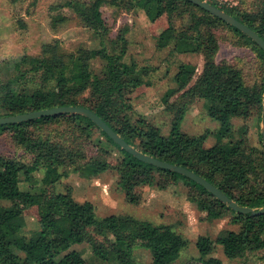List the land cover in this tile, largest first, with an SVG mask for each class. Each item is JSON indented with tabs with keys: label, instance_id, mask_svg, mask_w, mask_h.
Wrapping results in <instances>:
<instances>
[{
	"label": "trees",
	"instance_id": "1",
	"mask_svg": "<svg viewBox=\"0 0 264 264\" xmlns=\"http://www.w3.org/2000/svg\"><path fill=\"white\" fill-rule=\"evenodd\" d=\"M117 1L109 2L116 5ZM206 1L232 15L264 39V0H254L256 8L253 11L219 5L214 0ZM106 3L107 0H70L64 6L77 15L94 37L102 40L108 33L101 14V7ZM122 8L126 12L140 9L150 23L165 15L168 24L157 36L156 46L170 47L173 56L197 55L202 58V70L198 75L195 64L179 63L170 85L160 97L161 103L172 115L167 135L161 134L157 127L142 118L133 122L127 120L132 107L121 100L120 92L141 83L149 71L123 60L126 52L123 32L111 42V52L103 44L98 52L105 61V70L102 77L95 78L92 83L91 93L96 98L95 102H79L81 90L78 85L61 76L55 81L56 93L51 100L35 89L22 87L21 80L28 74V71L22 70V65L28 64L30 68L27 70L36 71L42 68L43 59L22 56L0 62V72L5 70L8 75L0 82V117L56 106L87 107L139 151L190 169L238 205L252 209L264 207V146L262 144L259 151L247 145L244 137L246 125L240 127L235 138L232 125V119L247 120L252 115H259L262 110L264 52L243 33L187 0H124ZM183 17L186 18L185 24L177 28L174 20ZM63 20L64 17L59 16L53 24ZM220 25L231 31L234 46L248 49L259 60L261 71L258 81L247 85L238 67L226 61H215L218 43L211 30ZM58 56L64 55L58 53ZM35 62L38 66L34 67ZM178 94V100L170 102ZM196 100H203L206 114L219 123L212 134L215 142L210 146L205 145L206 133L193 137L180 133V124ZM61 119L70 123L76 143L80 136H84L85 141L89 140L90 130L96 128L90 120L77 114L0 126V135L10 136L14 145L31 157L30 164H25L0 154V200L9 202L7 206H0V264H80L77 260L65 258L63 253L70 246L81 243H88L96 258L109 263L138 264L133 256L135 247L150 250L152 264L176 262L186 242L171 225H154L123 213L97 218L90 202H72L70 188L66 187L64 193L54 191V184L66 176V169L72 168L88 175L94 165L116 173L119 190L133 183H152L155 176L159 183L166 181L170 175L180 177L188 184V202L199 206L209 202L217 207L215 216L218 217L231 214L229 223L236 230H228L217 238L225 258L233 260L245 253L264 251V214L252 216L231 211L189 179L133 158L98 128L99 135L119 152L114 165L98 157L88 158L85 152L80 153L85 145L77 143L78 150L72 152L62 142L38 132L42 126L58 123ZM64 142L69 143L68 139ZM39 170H43L41 183L44 190L39 193L20 191V174H32ZM33 206L40 208V236L36 242L29 243L22 235L25 228L23 211ZM207 255L201 251L199 259L190 264H211L205 259Z\"/></svg>",
	"mask_w": 264,
	"mask_h": 264
},
{
	"label": "rangeland",
	"instance_id": "2",
	"mask_svg": "<svg viewBox=\"0 0 264 264\" xmlns=\"http://www.w3.org/2000/svg\"><path fill=\"white\" fill-rule=\"evenodd\" d=\"M68 1L70 0H0V62L19 59L22 56L43 59L42 68L36 71L27 70L30 68L28 64L22 65V70L28 71L26 77L21 80L22 87L35 89L51 100L56 93L54 84L58 77H64L70 82L77 77V80L80 79L78 87L81 90L78 101L95 102L96 98L91 93L92 83L95 78L102 77L105 70V61L99 57L98 52L102 44L111 52V42L123 32L126 40L123 60L150 69L149 75L144 79L148 85L123 93V97L132 107L127 114V120L133 122L142 118L157 127L161 134L167 135L172 115L161 103L160 97L170 85L179 63L195 64L198 75L203 64L201 56H173L170 54V47L157 48L155 40L167 27L168 18L163 15L157 19V23H150L138 8L126 12L122 8L124 0H118L116 5L107 0L108 3L101 7L108 33L99 40L94 37L92 31L84 27L69 7L64 6ZM214 1L219 5H232L239 10L253 11L256 8L254 0ZM59 16L64 17V20L53 24V20ZM185 19L183 17L174 20L176 27H182ZM211 32L218 43L215 61H226L238 67L247 85L258 81L261 71L259 60L248 49L234 46L233 35L225 26L220 25ZM58 53L64 56L60 57ZM35 66H38V63L35 62ZM74 71L76 73L72 77L71 73ZM6 74L5 70L0 72V82L7 78ZM194 79L195 77L189 86ZM178 96L179 94L174 96L170 102L177 101ZM203 104V100H196L191 104L180 124V133L185 137L206 133L208 136L205 145L208 146L215 142L212 134L217 130L219 123L206 114ZM260 120L261 112L247 120L232 119L234 137L237 138L240 127L246 125L244 137L247 145L261 151ZM38 132L43 136L49 135L52 140L62 142L72 152L78 150L76 145L79 143L85 145L80 153L85 152L88 158L98 157L109 165L117 162L119 152L99 135L96 128L90 130L89 140L85 141L84 136H80L77 143L73 140L71 126L66 119L42 126ZM9 137L5 134L0 135V154L30 164V155L16 147ZM64 139H68L69 143L66 144ZM65 171L66 176L54 184V191L64 193L66 187L70 188L72 202L78 204L90 202L97 218L123 213L154 225H171L186 242L174 264L195 262L199 259L201 251L208 254L205 259L211 264H264V251L245 253L243 257L233 260L225 258L217 238L228 230H236V227L229 223L231 214L218 217L215 216L217 207L211 203L200 208L199 205L188 202L186 199L188 184L180 177L170 175L166 181L159 183L155 176L152 183L143 185L133 183L126 189L119 190L116 187L118 179L116 173L103 170L100 165H94L88 175L72 168ZM42 176L43 170L32 174L21 173L19 190L42 192L44 190ZM7 205L8 201L0 200V206ZM23 216L25 228L22 235L27 242H36L40 236V208L29 207L23 211ZM63 255L69 260L79 261L80 264H118L96 258L88 243L72 245ZM133 256L138 264H152L150 250L135 247Z\"/></svg>",
	"mask_w": 264,
	"mask_h": 264
},
{
	"label": "water",
	"instance_id": "3",
	"mask_svg": "<svg viewBox=\"0 0 264 264\" xmlns=\"http://www.w3.org/2000/svg\"><path fill=\"white\" fill-rule=\"evenodd\" d=\"M187 1L205 10L212 16L216 17L217 19L223 21L227 25L243 33L264 52V39L260 37L258 33H256L253 29L243 24L241 21L237 20L232 15L212 5L206 0H187ZM263 101H264V97H263ZM68 114H77L87 118L95 125L96 128L102 131L115 145H117L120 149L124 150L126 153L131 155L133 158L137 159L140 162L146 163L150 166L161 168L189 179L190 181L201 186L205 191L211 194L221 204L228 207L231 211L240 214H250L252 216H258L264 214V207L260 209H252L246 206L238 205L234 200L229 198L220 189H218L216 186H214L213 184H211L210 182H208L206 179L199 176L195 172L191 171L190 169L181 165H176L163 160H159L155 157L147 155L139 151L138 149L134 148L132 145L128 144L118 133H116L108 124H106L93 110L87 107L79 106V105L56 106L52 108L40 109L26 113L2 116L0 117V126L31 121L42 117L68 115ZM260 121H261L260 136H261V142L264 146V104L261 110Z\"/></svg>",
	"mask_w": 264,
	"mask_h": 264
},
{
	"label": "crops",
	"instance_id": "4",
	"mask_svg": "<svg viewBox=\"0 0 264 264\" xmlns=\"http://www.w3.org/2000/svg\"><path fill=\"white\" fill-rule=\"evenodd\" d=\"M153 23H157V20L156 21H154ZM157 48H160V47H157ZM163 48H167V47H163ZM163 48H161V49H163ZM148 71L150 70L149 68H147V67H145ZM76 72L74 71V72H72L71 74H72V77H73V74H75ZM77 77H75L74 79H73V81L71 80V82H74V83H76L78 86H79V81H80V79L79 80H77L76 79ZM68 80V79H67ZM142 85H148V83H147V81L146 80H143L141 83H139L138 85H136V86H130V87H128V88H125V89H122L121 90V100L124 102V103H126V104H128L129 103V101L126 99V98H124L123 97V93H124V91H127V92H129V89H135V88H138V87H140V86H142ZM130 104V103H129ZM208 146H210V145H208ZM137 184H139V185H143V184H141V183H137ZM134 186V185H133ZM136 187H138V185H135ZM140 187V186H139ZM205 204H207L208 206H209V202L208 203H204L203 205H201V206H199L200 208L201 207H203ZM210 206H212V205H210Z\"/></svg>",
	"mask_w": 264,
	"mask_h": 264
}]
</instances>
